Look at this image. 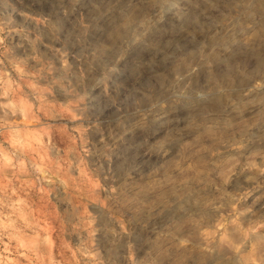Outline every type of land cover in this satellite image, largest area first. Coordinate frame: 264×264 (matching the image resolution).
I'll return each instance as SVG.
<instances>
[{
  "label": "clouds",
  "instance_id": "clouds-1",
  "mask_svg": "<svg viewBox=\"0 0 264 264\" xmlns=\"http://www.w3.org/2000/svg\"><path fill=\"white\" fill-rule=\"evenodd\" d=\"M0 264H264V0H0Z\"/></svg>",
  "mask_w": 264,
  "mask_h": 264
}]
</instances>
